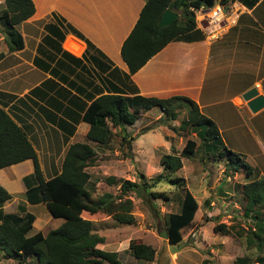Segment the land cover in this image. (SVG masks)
Listing matches in <instances>:
<instances>
[{
	"label": "crops",
	"instance_id": "0c3cea01",
	"mask_svg": "<svg viewBox=\"0 0 264 264\" xmlns=\"http://www.w3.org/2000/svg\"><path fill=\"white\" fill-rule=\"evenodd\" d=\"M31 1L33 13L16 26L21 47L8 50L0 36V107L25 133L45 179L60 172L63 155L72 143H87L94 150L93 146L104 147L117 137L118 146L124 148L125 138L129 150L146 153L156 144L169 151L177 136L180 142L181 132L195 141L200 128L178 130L179 113L167 119L157 107L137 108L132 124L110 126L112 136L104 144L87 139L89 125L82 116L102 94L189 98L214 123L222 144L252 170L248 177L242 170L233 172L241 179L232 185L227 178L222 185L225 192L264 176V105L251 112L241 99L251 87L264 98V0H234L232 9L239 7L235 23L216 39L172 40L133 73L119 49L143 0ZM149 134L155 140L146 141ZM31 171L29 159L0 168V185L11 195L0 209L2 213H31L34 219L26 235L37 231L44 235L63 219L52 217L44 203L25 200L22 178ZM203 203L205 216L217 217L220 209L212 207V198ZM31 208L37 209V216ZM228 211V207L222 210ZM46 224L51 226L45 228Z\"/></svg>",
	"mask_w": 264,
	"mask_h": 264
},
{
	"label": "trees",
	"instance_id": "16d2710c",
	"mask_svg": "<svg viewBox=\"0 0 264 264\" xmlns=\"http://www.w3.org/2000/svg\"><path fill=\"white\" fill-rule=\"evenodd\" d=\"M143 1L137 19L119 49L120 57L130 73L139 69L147 59L172 40L202 39L204 35L195 26L193 10L210 7L214 2ZM220 3H224V0H220ZM2 4L0 33L7 49L17 50L21 47V37L16 26L33 13V4L31 0H2ZM164 9L177 13L180 18L159 28L158 20ZM181 106L185 107L186 112L176 129L200 128L195 135L208 158L223 159L225 170H242L244 176L248 177L252 171L248 164L239 154L222 144L214 123L199 112L192 100L184 96L154 98L99 95L88 105L82 116L89 125L86 138L100 144L108 142L112 136L110 126L132 124L138 117L137 108L144 111L157 107L167 119H175ZM122 142V145L129 147L125 138H122ZM195 150V141L187 138L177 154L162 155L159 159L160 171L150 181L151 184L144 180L142 173L138 174V182L106 176L107 184L117 185V193L103 192L91 199L89 191L85 189L89 178L85 167L94 155L90 145L70 144L63 155L60 172L45 179L25 133L0 107V168L29 159L32 171L22 178L25 200L31 204L42 202L52 217L63 219L59 226L48 230L44 235L39 231L26 235L32 227L33 215L28 212L20 215L2 213L0 209V254L4 258L18 261L19 264H121L116 257V251L96 247L104 238L93 231L92 221L87 216L102 212L118 223H129L132 221L129 213L131 201L123 198L124 195L131 192L141 200L150 197L167 200L169 197L164 192L149 189L160 180H166L171 186L182 189L177 211L166 213L163 221L167 243L178 244L181 241L180 230L192 221L197 202L184 188V179L175 173L182 165L181 158H191ZM239 192L244 199L242 215L253 222L247 233L246 245H254L260 251L264 244V176L240 185ZM10 197L0 185V207ZM211 229L214 233L222 234L228 231L223 223H215ZM127 250L138 260L152 261L154 258V250L144 243L130 240ZM246 260L245 257L236 258L239 264H245ZM255 260L256 263L264 264L261 255H257Z\"/></svg>",
	"mask_w": 264,
	"mask_h": 264
},
{
	"label": "rangeland",
	"instance_id": "374dc122",
	"mask_svg": "<svg viewBox=\"0 0 264 264\" xmlns=\"http://www.w3.org/2000/svg\"><path fill=\"white\" fill-rule=\"evenodd\" d=\"M2 6L0 2V9ZM178 18H180L179 15L176 19ZM0 36H2L1 33ZM181 107L178 110L179 119L184 117L186 112H184L185 107ZM181 133L180 142L177 136L171 142L169 151L163 150L162 146L156 144L151 151L138 153L132 147L130 150L119 147L117 137L104 147L93 146L95 156L92 162L85 167V171L89 174L88 185L85 188L90 191L91 199H95L103 192L117 193V185L107 184L106 176L138 182V174L142 173L144 180L150 183L160 171V157L164 154H177L179 146L182 147L187 134ZM154 136V134H149L147 137L150 138L145 140H155ZM194 139L197 143L195 153L189 159L181 158L182 165L175 173L184 179V188L192 193L198 206L194 212L193 221L180 230L181 241L171 245L167 243V238H161L157 234L158 231L164 230L165 214L177 211L182 195L181 188H175L166 180H160L149 189L164 192L169 197L167 200L151 197L141 200L131 192L124 195L123 198L131 201L129 213L132 215V221L129 223H118L102 212L87 216L92 221L93 231L104 238L102 243L96 245L98 249L116 251V257L121 264H239L236 262L238 257H245L247 259L245 264H261L256 263L255 257L261 255L264 258V244L260 251L256 250L254 245H246L247 233L253 222L242 215L244 199L239 195V187L234 188V191L231 186L228 187V193L225 192L226 188L222 187L227 178L232 184L233 181H239L241 177L237 175L238 173L235 175L225 170L222 160L208 158L202 150L199 139L196 137ZM205 198H212L214 201L212 207L220 209L219 214H216L217 217L215 215L205 216L204 211L207 210L203 203ZM217 203L224 206H218ZM226 207L229 211L222 212ZM30 210L37 216V209L31 208ZM215 223L225 224L227 233L212 232L211 228ZM49 226L51 224H46L45 228ZM130 240L152 247L153 260L135 259L127 250ZM0 264L19 263L11 258L5 259L0 254ZM102 264L110 263L103 262Z\"/></svg>",
	"mask_w": 264,
	"mask_h": 264
},
{
	"label": "built area",
	"instance_id": "2783aa9c",
	"mask_svg": "<svg viewBox=\"0 0 264 264\" xmlns=\"http://www.w3.org/2000/svg\"><path fill=\"white\" fill-rule=\"evenodd\" d=\"M234 0H214L210 7L193 10L195 26L204 37L216 39L224 30L235 23L239 7L232 9Z\"/></svg>",
	"mask_w": 264,
	"mask_h": 264
},
{
	"label": "water",
	"instance_id": "95a60500",
	"mask_svg": "<svg viewBox=\"0 0 264 264\" xmlns=\"http://www.w3.org/2000/svg\"><path fill=\"white\" fill-rule=\"evenodd\" d=\"M177 16V13L169 9H164L160 14L157 26L159 28L167 26L173 20H175ZM241 99L245 102V106L251 112L258 110L264 105V98L262 97V95L258 94L256 89L253 87L242 93ZM157 234L161 238H167L165 230L158 231Z\"/></svg>",
	"mask_w": 264,
	"mask_h": 264
}]
</instances>
